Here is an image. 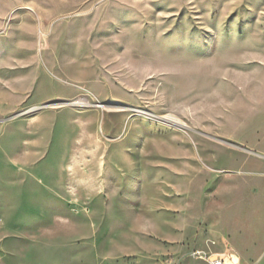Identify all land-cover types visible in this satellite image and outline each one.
I'll use <instances>...</instances> for the list:
<instances>
[{
	"label": "rangeland",
	"instance_id": "374dc122",
	"mask_svg": "<svg viewBox=\"0 0 264 264\" xmlns=\"http://www.w3.org/2000/svg\"><path fill=\"white\" fill-rule=\"evenodd\" d=\"M264 264V0H0V264Z\"/></svg>",
	"mask_w": 264,
	"mask_h": 264
},
{
	"label": "built area",
	"instance_id": "2783aa9c",
	"mask_svg": "<svg viewBox=\"0 0 264 264\" xmlns=\"http://www.w3.org/2000/svg\"><path fill=\"white\" fill-rule=\"evenodd\" d=\"M189 255L202 264H240V258L234 252L211 253L201 248H193Z\"/></svg>",
	"mask_w": 264,
	"mask_h": 264
}]
</instances>
